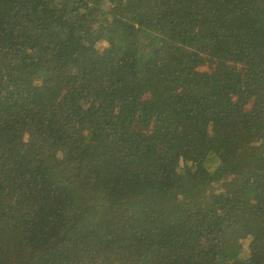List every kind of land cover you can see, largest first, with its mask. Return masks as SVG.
<instances>
[{
    "label": "trees",
    "instance_id": "16d2710c",
    "mask_svg": "<svg viewBox=\"0 0 264 264\" xmlns=\"http://www.w3.org/2000/svg\"><path fill=\"white\" fill-rule=\"evenodd\" d=\"M0 264H264V0H0Z\"/></svg>",
    "mask_w": 264,
    "mask_h": 264
},
{
    "label": "rangeland",
    "instance_id": "374dc122",
    "mask_svg": "<svg viewBox=\"0 0 264 264\" xmlns=\"http://www.w3.org/2000/svg\"><path fill=\"white\" fill-rule=\"evenodd\" d=\"M101 47H104V45L102 44V46Z\"/></svg>",
    "mask_w": 264,
    "mask_h": 264
}]
</instances>
